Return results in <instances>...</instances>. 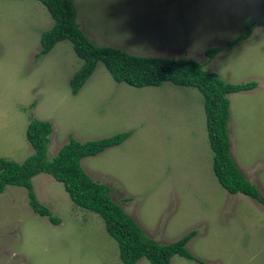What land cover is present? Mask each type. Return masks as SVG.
I'll use <instances>...</instances> for the list:
<instances>
[{"label":"rangeland","instance_id":"rangeland-1","mask_svg":"<svg viewBox=\"0 0 264 264\" xmlns=\"http://www.w3.org/2000/svg\"><path fill=\"white\" fill-rule=\"evenodd\" d=\"M74 1L78 24L97 46L197 61L232 84L258 82L230 96L229 132L234 161L264 201V0ZM258 15L252 36L227 51ZM54 25L39 1L0 0V159L23 163L35 153L27 139L32 118L54 127L50 160L72 137L84 143L132 132L82 165L158 243L197 232L188 249L199 262L176 256L171 264H264V203L219 183L202 93L118 83L100 62L75 95L70 82L83 60L73 44L37 57ZM216 47L225 50L210 61L206 52ZM33 184L61 224L36 214L26 189L9 186L0 194V264H123L100 215L78 207L50 175Z\"/></svg>","mask_w":264,"mask_h":264},{"label":"trees","instance_id":"trees-1","mask_svg":"<svg viewBox=\"0 0 264 264\" xmlns=\"http://www.w3.org/2000/svg\"><path fill=\"white\" fill-rule=\"evenodd\" d=\"M34 1L41 2L55 21L54 27L42 34V50L37 57L48 55L57 44L68 40L73 44L77 56L83 60V66L70 82L73 94L80 92L100 62L104 63L116 82L135 88L160 87L164 83H171L198 89L204 97L209 143L214 153L213 169L219 183L232 195L244 194L264 203L257 186L246 178L231 155L229 132L230 96L254 91L259 86L258 82L232 84L218 73L206 70L205 66L197 61L140 56L116 47L97 46L78 24V10L74 0ZM261 22L260 15L249 19L243 34L230 41L226 50L230 51L248 40ZM224 50L222 47L211 48L207 50L206 56L212 61ZM53 132L52 123L31 119L27 139L35 153L23 163L0 159V194L9 186L26 189L33 211L49 219L52 224L59 225L61 220L39 201L33 184L38 175H50L64 185L71 200L78 207L95 212L103 218L108 234L119 245L123 264H138L143 258H147L151 264H171L176 256L199 262L188 249L189 242L197 236L196 231L188 233L175 243H158L147 235L123 206L115 202L112 189L94 181L84 169L83 160L123 145L132 136V132L84 143L72 137L58 155L50 160L48 152Z\"/></svg>","mask_w":264,"mask_h":264}]
</instances>
